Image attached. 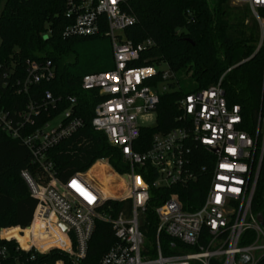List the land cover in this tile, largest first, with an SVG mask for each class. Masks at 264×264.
Here are the masks:
<instances>
[{
  "label": "built area",
  "instance_id": "2783aa9c",
  "mask_svg": "<svg viewBox=\"0 0 264 264\" xmlns=\"http://www.w3.org/2000/svg\"><path fill=\"white\" fill-rule=\"evenodd\" d=\"M127 1L68 0L73 23L63 33L65 38L91 37L107 27L114 67L86 74L81 88L98 90L103 97L94 108L92 126L121 150L128 170L116 176L123 181L125 194L101 192L86 177L87 172L58 178L47 153L84 126L76 113V97L47 92L41 99L30 100L22 111L0 108V128L25 145L42 170L37 175L22 171L37 200L31 225L19 228L25 244L5 236L11 228L2 229L0 238L16 240L18 250L25 252L61 248L79 261L87 256L96 221L102 220L111 224L117 242L100 264H259L264 253L257 257L256 252L264 251V245L258 244L264 230L252 212V201L264 157V89L253 132L243 128L241 106L228 104L220 79L184 96L179 102L178 126L156 133L147 150L137 151L142 128L152 127L144 123L153 116L156 123L160 95L176 80L167 65H134L154 42L147 39L134 44L125 38V29L136 23V17L123 8ZM231 2L249 8L259 27L258 49L264 50V0ZM26 72L25 80L17 82L18 93L56 77L49 60H27ZM158 76L161 80L155 81ZM63 103L68 108L58 113ZM43 118L47 119L42 123ZM57 118L61 119L53 127L51 122ZM194 183L201 188L199 200L188 189ZM172 187L186 193V202L178 191L155 207L157 226L147 246L149 231L144 221L151 189ZM108 200L127 201L129 208L114 217L104 209ZM60 234L66 238L65 246L50 245ZM41 242L47 243L46 249L40 248ZM4 254L1 250L0 255Z\"/></svg>",
  "mask_w": 264,
  "mask_h": 264
},
{
  "label": "trees",
  "instance_id": "16d2710c",
  "mask_svg": "<svg viewBox=\"0 0 264 264\" xmlns=\"http://www.w3.org/2000/svg\"><path fill=\"white\" fill-rule=\"evenodd\" d=\"M123 8L136 17V23L125 29V38L134 44L147 39L154 42L134 65L159 68L166 63L176 80L170 84L169 91L160 95L156 123L142 128L135 144L137 151L147 150L156 133H166L178 126L179 102L184 96L208 88L220 79L228 104L241 106L243 128L255 131L264 89V50L258 49L259 27L254 18L249 21L246 15L234 14L230 0H129ZM72 23L68 0H0V108L22 111L30 100L41 99L47 92L56 97H76V113L82 117L84 126L47 153L58 178L66 180L76 173L87 172L93 165L105 167L107 163L115 172L125 173L128 166L121 150L109 143L105 133L92 126L94 108L103 97L98 90L81 88L86 74L114 67L111 49L106 50L105 46L94 42L107 38V27L96 36L65 38L63 33ZM40 59L53 63L55 79L18 93L17 82L25 80L27 75V60ZM160 80L161 76L155 79ZM67 108L63 103L58 113ZM101 159L107 163L99 161ZM23 170L33 175L42 173L29 149L0 128V232L11 228L5 236L25 244L26 237L20 236L18 227L31 225L37 200L31 196L22 177ZM188 189L195 199L203 197L198 183L189 185ZM178 191L186 202V193L180 188L151 189L145 229L154 231L157 226L155 207ZM105 193L109 194L107 190ZM123 208L128 209L129 202L108 200L104 205L105 211L114 217ZM252 212L263 219V226L264 157ZM116 242L111 224L102 220L96 221L87 256L79 261L59 249L48 253L21 251L16 240L0 238V251L5 250V254L0 255V264H57L59 261L100 264ZM46 244L38 245L46 249ZM49 244L65 246L66 238L57 235ZM259 264H264V257Z\"/></svg>",
  "mask_w": 264,
  "mask_h": 264
},
{
  "label": "rangeland",
  "instance_id": "374dc122",
  "mask_svg": "<svg viewBox=\"0 0 264 264\" xmlns=\"http://www.w3.org/2000/svg\"><path fill=\"white\" fill-rule=\"evenodd\" d=\"M230 5L232 7L233 13L236 15H246L248 20H252L253 16L251 15L249 9L247 8V6L245 5H235L231 2L230 0ZM94 42H97L98 44H101L103 47L105 46V49H111L112 54H113V43L111 38L107 37L105 39H95ZM112 62H114V60L112 59ZM167 65L166 63H162V67L166 68ZM61 118H57L54 119L51 122V125L53 127L57 126L58 121ZM144 124L148 125V126H154L155 124V119L154 116L151 119V121H147ZM97 163V162H96ZM95 163V164H96ZM96 165H93L86 173V177L103 193H105V191L107 190L108 193L110 194H115L118 196H122L125 194V188L123 187V181L121 180L120 177L115 175V171L112 170V168L110 167L109 164H107L105 167H94ZM263 230H264V225L262 226ZM149 231V238L146 242L147 246H150V238H152V230L148 229ZM259 245H264V238H262L259 243ZM53 249H57L56 247ZM61 251H64L63 249H59ZM67 254H69L67 251H64ZM264 253V251H257L256 252V256L260 257L262 254ZM70 255V254H69ZM57 264H65L63 261H59L57 262Z\"/></svg>",
  "mask_w": 264,
  "mask_h": 264
},
{
  "label": "water",
  "instance_id": "95a60500",
  "mask_svg": "<svg viewBox=\"0 0 264 264\" xmlns=\"http://www.w3.org/2000/svg\"><path fill=\"white\" fill-rule=\"evenodd\" d=\"M259 220H260V223L263 224V219L261 217L259 218ZM63 228L65 229V227H63Z\"/></svg>",
  "mask_w": 264,
  "mask_h": 264
},
{
  "label": "crops",
  "instance_id": "0c3cea01",
  "mask_svg": "<svg viewBox=\"0 0 264 264\" xmlns=\"http://www.w3.org/2000/svg\"><path fill=\"white\" fill-rule=\"evenodd\" d=\"M99 162V161H98ZM107 163V162H106ZM108 164V163H107ZM111 167V166H110ZM112 168V167H111ZM112 170H113V168H112ZM115 175H116V172H115ZM16 228V227H15ZM18 228H20V227H18Z\"/></svg>",
  "mask_w": 264,
  "mask_h": 264
},
{
  "label": "snow or ice",
  "instance_id": "6c2138e0",
  "mask_svg": "<svg viewBox=\"0 0 264 264\" xmlns=\"http://www.w3.org/2000/svg\"><path fill=\"white\" fill-rule=\"evenodd\" d=\"M233 191H235V189H233ZM217 199H219V198H217Z\"/></svg>",
  "mask_w": 264,
  "mask_h": 264
}]
</instances>
